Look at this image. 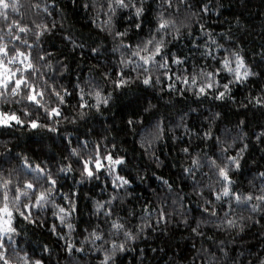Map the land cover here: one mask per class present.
I'll return each mask as SVG.
<instances>
[{
  "label": "clouds",
  "instance_id": "9594fccd",
  "mask_svg": "<svg viewBox=\"0 0 264 264\" xmlns=\"http://www.w3.org/2000/svg\"><path fill=\"white\" fill-rule=\"evenodd\" d=\"M0 264H264V0H0Z\"/></svg>",
  "mask_w": 264,
  "mask_h": 264
}]
</instances>
